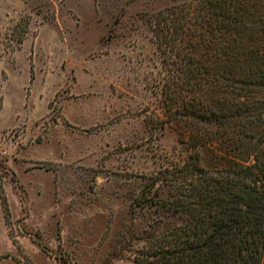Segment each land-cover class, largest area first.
<instances>
[{
  "label": "rangeland",
  "instance_id": "rangeland-1",
  "mask_svg": "<svg viewBox=\"0 0 264 264\" xmlns=\"http://www.w3.org/2000/svg\"><path fill=\"white\" fill-rule=\"evenodd\" d=\"M182 2L0 0V264H135L134 198L187 154L151 24Z\"/></svg>",
  "mask_w": 264,
  "mask_h": 264
},
{
  "label": "trees",
  "instance_id": "trees-1",
  "mask_svg": "<svg viewBox=\"0 0 264 264\" xmlns=\"http://www.w3.org/2000/svg\"><path fill=\"white\" fill-rule=\"evenodd\" d=\"M151 24L187 154L134 198L149 213L132 259L264 264V0H183Z\"/></svg>",
  "mask_w": 264,
  "mask_h": 264
}]
</instances>
